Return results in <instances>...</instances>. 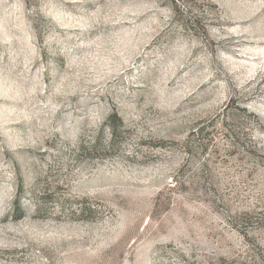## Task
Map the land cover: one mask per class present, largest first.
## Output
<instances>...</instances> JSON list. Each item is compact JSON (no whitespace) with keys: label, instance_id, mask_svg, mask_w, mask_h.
<instances>
[{"label":"rangeland","instance_id":"1","mask_svg":"<svg viewBox=\"0 0 264 264\" xmlns=\"http://www.w3.org/2000/svg\"><path fill=\"white\" fill-rule=\"evenodd\" d=\"M0 264H264V0H0Z\"/></svg>","mask_w":264,"mask_h":264},{"label":"trees","instance_id":"2","mask_svg":"<svg viewBox=\"0 0 264 264\" xmlns=\"http://www.w3.org/2000/svg\"><path fill=\"white\" fill-rule=\"evenodd\" d=\"M112 119H113V120L116 119V116L113 115V116L111 117V120H112Z\"/></svg>","mask_w":264,"mask_h":264}]
</instances>
